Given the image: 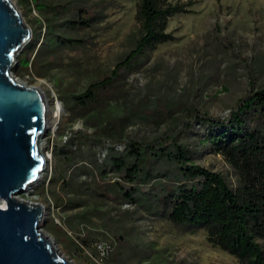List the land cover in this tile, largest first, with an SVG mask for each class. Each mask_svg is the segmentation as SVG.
Here are the masks:
<instances>
[{
    "label": "rangeland",
    "instance_id": "rangeland-1",
    "mask_svg": "<svg viewBox=\"0 0 264 264\" xmlns=\"http://www.w3.org/2000/svg\"><path fill=\"white\" fill-rule=\"evenodd\" d=\"M14 2L32 30L23 50L38 46L50 30L85 39L36 69L19 62L13 69L21 81L43 90L49 110L62 104L59 122L48 125L42 139L51 157L42 178L17 195L44 206L42 229L56 249L73 264H239L209 244L202 228L174 225L105 187L129 186L109 162L124 150V134L150 141L171 130L194 163L238 187L236 168L205 141V126L176 128L172 119L184 122L193 108L224 118L249 90L264 87V0H195L191 12L170 17L166 30L174 39L146 48L130 67L119 69L105 101L87 108L74 96L109 75L133 47L137 0H104L97 22L82 31L66 29L61 16ZM158 182L175 178L157 177L139 188Z\"/></svg>",
    "mask_w": 264,
    "mask_h": 264
},
{
    "label": "trees",
    "instance_id": "trees-1",
    "mask_svg": "<svg viewBox=\"0 0 264 264\" xmlns=\"http://www.w3.org/2000/svg\"><path fill=\"white\" fill-rule=\"evenodd\" d=\"M18 1L28 9L32 5L40 13L61 16L70 31L90 30L103 8L100 3H104V0L94 5L85 0L57 4ZM194 3L195 0H137L134 14L137 36L133 47L109 75L93 80L81 94L74 96L78 105L87 108L103 103L120 75L119 69L130 67L146 48L173 40L174 36L166 30L170 17L191 12L189 7ZM84 42L82 37H64L50 30L38 46L33 44L23 50L18 62L24 68L36 69L40 61L49 63L51 58L58 57L62 48ZM172 122L176 128L191 127L194 123L204 125L205 141L236 168L238 187L233 189L221 173L194 163L171 130L150 141L124 134V150L111 155L109 162L129 186L115 182L105 189L119 192L126 203L164 215L174 225L202 228L209 244L233 255L239 264H264V87L249 90L224 118L193 108L187 120L173 118ZM171 176L175 183L158 182L147 190L139 188L154 178Z\"/></svg>",
    "mask_w": 264,
    "mask_h": 264
},
{
    "label": "water",
    "instance_id": "water-1",
    "mask_svg": "<svg viewBox=\"0 0 264 264\" xmlns=\"http://www.w3.org/2000/svg\"><path fill=\"white\" fill-rule=\"evenodd\" d=\"M31 39L14 0H0V264H72L42 234L44 206L17 197L40 182L47 163V98L13 71Z\"/></svg>",
    "mask_w": 264,
    "mask_h": 264
},
{
    "label": "bare ground",
    "instance_id": "bare-ground-1",
    "mask_svg": "<svg viewBox=\"0 0 264 264\" xmlns=\"http://www.w3.org/2000/svg\"><path fill=\"white\" fill-rule=\"evenodd\" d=\"M50 110H52L53 115H49L48 125L54 127L57 124V122H59V120H60V113H61V110H62V104H61V102L57 101V103L55 104V106L52 109H50ZM45 157H46V160H49L51 158L50 157V154H47V153L45 154ZM30 189H28L27 192H29ZM1 204H3V203H1ZM1 206H3V205H1ZM42 234L44 235L45 239L51 241L54 251H57L60 255L63 256V254L59 250L56 249V246H55L53 240L50 238V236L47 233H45L44 231H43ZM63 257L66 259L65 256H63Z\"/></svg>",
    "mask_w": 264,
    "mask_h": 264
},
{
    "label": "built area",
    "instance_id": "built-area-1",
    "mask_svg": "<svg viewBox=\"0 0 264 264\" xmlns=\"http://www.w3.org/2000/svg\"><path fill=\"white\" fill-rule=\"evenodd\" d=\"M102 247H104V246H102Z\"/></svg>",
    "mask_w": 264,
    "mask_h": 264
}]
</instances>
